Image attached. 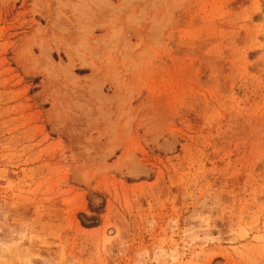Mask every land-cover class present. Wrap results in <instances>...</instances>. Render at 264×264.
Here are the masks:
<instances>
[{
  "label": "rangeland",
  "instance_id": "1",
  "mask_svg": "<svg viewBox=\"0 0 264 264\" xmlns=\"http://www.w3.org/2000/svg\"><path fill=\"white\" fill-rule=\"evenodd\" d=\"M0 264H264V0H0Z\"/></svg>",
  "mask_w": 264,
  "mask_h": 264
}]
</instances>
